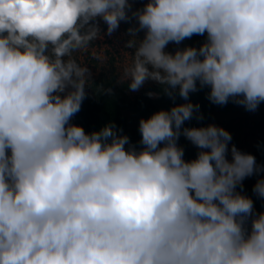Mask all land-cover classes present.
<instances>
[{
    "label": "clouds",
    "instance_id": "9594fccd",
    "mask_svg": "<svg viewBox=\"0 0 264 264\" xmlns=\"http://www.w3.org/2000/svg\"><path fill=\"white\" fill-rule=\"evenodd\" d=\"M135 2L0 0V264H264V212L242 194L256 176L264 199V165L223 127L185 126L204 119L190 100L204 89L213 105L264 103V0ZM121 22L132 62L116 85L173 101L139 120V146L113 121L71 122L94 76L73 53Z\"/></svg>",
    "mask_w": 264,
    "mask_h": 264
},
{
    "label": "rangeland",
    "instance_id": "374dc122",
    "mask_svg": "<svg viewBox=\"0 0 264 264\" xmlns=\"http://www.w3.org/2000/svg\"><path fill=\"white\" fill-rule=\"evenodd\" d=\"M147 0H136L133 4V10L143 7ZM131 25L121 22L119 29L113 34L111 38L105 36L95 42L89 47L81 49L73 53V57L82 66H88L94 76L93 82H89L87 90L91 91L97 81H102L101 86L112 88L113 92L122 94L132 100L145 99L148 97L147 92L152 91L156 85L153 82H148L139 92H130L127 89V84L121 86L116 85V82L123 75L125 67L132 62V50L124 49L128 37L125 34L126 29ZM101 29L106 31V25L101 22ZM143 36V33H140ZM176 47H183V43L177 46L170 44L168 51H174ZM173 106L171 104L168 110ZM140 118L132 111L123 109L118 116L113 118V122L123 129L124 134L130 137V141L136 145L133 139L140 135L138 131ZM215 124L227 130L232 140L229 147L235 145L236 148L242 152L254 155L257 146L264 141V103H262L255 112H249L244 107L229 102L225 106H218L214 109L211 118L206 123ZM181 146L185 149V159H194L198 149L193 146L185 138L181 137ZM230 158V157H229ZM252 177L243 181V191L251 188ZM240 190V189H238ZM256 212H262L261 209L255 208Z\"/></svg>",
    "mask_w": 264,
    "mask_h": 264
},
{
    "label": "trees",
    "instance_id": "16d2710c",
    "mask_svg": "<svg viewBox=\"0 0 264 264\" xmlns=\"http://www.w3.org/2000/svg\"><path fill=\"white\" fill-rule=\"evenodd\" d=\"M205 36L194 35L191 39H186L183 41L184 46H193L199 47L201 43L204 42ZM102 81H97L92 85L91 91L86 89L87 98L83 101L81 110L73 117L72 123L78 126H81L85 129L86 132H92L94 130H99L109 121H112L113 118L120 114V111L123 109L134 112L140 119L149 118L153 113L168 108L173 101L166 96H160L159 98H149L145 99H135L125 97L122 94H118L112 91V95L102 94L101 84ZM104 88V87H103ZM106 88V87H105ZM158 85H155L152 88V91H158ZM208 89H204L193 93L190 95V100L193 104L200 105V113L203 115L204 119L197 121L192 119L191 121L185 122L186 127H200L206 125L208 120L211 118V115L217 105L211 104L207 97ZM182 99L177 97L175 103H184ZM140 135L135 137L133 140H140ZM179 145L181 146V138L179 140ZM256 162L260 165H264V141L261 142L256 150L254 155ZM258 177H252L251 188L247 191H243L242 194L247 195L254 201V209L258 208L264 212V199L258 198L252 191L253 186L256 183Z\"/></svg>",
    "mask_w": 264,
    "mask_h": 264
}]
</instances>
